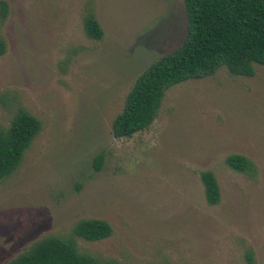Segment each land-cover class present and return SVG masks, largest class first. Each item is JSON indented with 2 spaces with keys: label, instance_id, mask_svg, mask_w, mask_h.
I'll return each instance as SVG.
<instances>
[{
  "label": "rangeland",
  "instance_id": "obj_1",
  "mask_svg": "<svg viewBox=\"0 0 264 264\" xmlns=\"http://www.w3.org/2000/svg\"><path fill=\"white\" fill-rule=\"evenodd\" d=\"M6 1L0 126L25 108L43 127L0 181V264L47 235L69 237L84 218L113 227L103 240L76 237L100 264H264V65L252 77L223 67L174 85L148 129L116 138L135 79L186 37L184 0ZM90 11L101 40L85 31ZM232 153L252 159L257 176L229 167ZM208 169L216 205L200 177Z\"/></svg>",
  "mask_w": 264,
  "mask_h": 264
},
{
  "label": "trees",
  "instance_id": "obj_2",
  "mask_svg": "<svg viewBox=\"0 0 264 264\" xmlns=\"http://www.w3.org/2000/svg\"><path fill=\"white\" fill-rule=\"evenodd\" d=\"M184 4L186 37L135 79L112 122L114 137H130L148 129L174 85L214 75L223 67L234 76L252 77L255 64L264 65V0H184ZM7 15L8 3L0 0L2 22ZM84 28L90 38L103 39L104 29L93 11L85 16ZM6 48L5 39L0 38V55ZM42 127V121L25 108L17 110L8 127L0 126V181L17 170ZM103 163L104 155L100 153L94 160L95 170H101ZM226 163L251 178L257 176L255 162L245 155L232 153ZM200 177L207 203L218 204L222 195L215 172L204 170ZM112 234L113 227L107 220L84 218L75 223L69 237H42L5 264H100L96 257L79 250L76 237L97 241ZM247 256L253 261L251 251Z\"/></svg>",
  "mask_w": 264,
  "mask_h": 264
}]
</instances>
